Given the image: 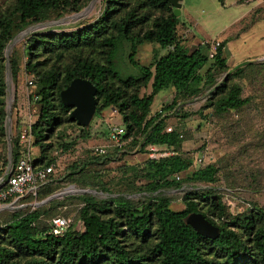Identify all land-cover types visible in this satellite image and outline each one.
I'll return each instance as SVG.
<instances>
[{"label": "rangeland", "instance_id": "1", "mask_svg": "<svg viewBox=\"0 0 264 264\" xmlns=\"http://www.w3.org/2000/svg\"><path fill=\"white\" fill-rule=\"evenodd\" d=\"M66 1L73 4L71 9L43 11L37 20L28 21L20 31L12 34L0 49V77L3 84V94L0 96L2 164L5 158L10 161L12 142H18L22 133L31 136L29 144L26 143V152L33 159L39 156L31 130L38 113L37 102L33 100L37 83H34V74L29 71L28 65H33L36 73L48 70L57 72L58 85L65 69L77 60L105 63L106 47L101 39L113 33L108 22L107 27L92 37L89 45L65 48L56 39L58 33L77 30L96 21L103 13L105 0ZM118 1L121 3L119 10L108 20L117 19L129 9L147 15V20L136 26L134 31L149 26L159 13L146 0ZM14 4L15 0H0V20H16ZM176 17V35L184 41L183 46L187 49L205 41H226L223 47L225 69L213 71L215 81L219 82L226 73L242 67L240 75L227 79L220 94H211V85L195 96H178L173 106L162 112L161 116L166 129H176L180 134L181 143L175 153H181L191 160L188 169L180 173L179 177L184 178L192 170L211 164L216 170L215 180H184L178 187H162L151 192L144 188L146 180L140 177L139 168L145 159L150 158V153L156 156L171 154L173 148L152 144L140 148L142 140L137 134H132L119 145L109 141L107 133L112 126L124 128L122 116L114 106L106 107L99 115L91 117L84 127L89 132L86 139L78 137L81 126L69 118L70 109L63 112L56 108L59 120L44 139L48 145L45 152L52 159L56 170L54 182L45 186L50 192L45 195L36 193L33 198H20L13 207L0 210V227L11 220L13 213H22L38 206L41 211H45L39 221L41 227L48 225L49 218L60 215L69 219L71 230H81L78 218L81 196L89 195L94 200L108 201L123 197L135 206L162 196L169 199L170 209L180 210L184 207L183 194L190 193L196 202L197 211L215 222L220 214L224 220L230 221L235 216L252 213L250 236L243 235L238 227H232L250 249V258L238 259L234 264H264L252 239L258 230L264 236V216L253 208L264 209V0H181ZM39 41H43V44ZM155 45L150 42L139 44L135 53L137 62L148 65L161 54L163 50L154 48ZM127 53L128 43L121 41L114 56L115 69L121 76H135L137 70L128 64ZM11 60L15 61L18 69L13 80L9 64ZM230 83L240 87V96L248 97V102L238 109L215 113L213 102L223 95ZM148 92L149 85L137 90L138 96ZM52 93L55 101L57 92L53 89ZM172 98L171 88L157 92L147 116L158 112L161 106L168 105ZM71 140L74 144L66 151L61 150L60 144ZM93 147H102L105 158L100 163H87L80 171L70 173L72 165L86 162L87 154ZM150 147L155 150H150ZM53 193L60 194L42 202ZM211 195L219 197L223 206L221 213L214 207ZM153 237L152 232L143 239L128 235L123 238L126 247L141 255L142 260L138 264H158V258L148 251ZM0 244L13 251L18 263L30 259V255L14 247L1 231ZM200 252L211 264H230L209 241L201 242Z\"/></svg>", "mask_w": 264, "mask_h": 264}, {"label": "trees", "instance_id": "2", "mask_svg": "<svg viewBox=\"0 0 264 264\" xmlns=\"http://www.w3.org/2000/svg\"><path fill=\"white\" fill-rule=\"evenodd\" d=\"M146 3L158 9L159 13L153 17L149 26L141 30L134 31V28L147 20L146 14L137 13L136 9H129L117 19L108 20L119 10L121 3L118 0H105L102 15L92 24L67 33L56 34L57 41L65 48L79 44L89 45L92 37L110 24L113 33L101 39L106 47L105 63L77 60L65 69L58 85L57 72L48 70L36 73L34 66L28 65L29 71L34 74V83H37V90L33 95L36 96L38 113L31 130L35 137L34 145L39 149V156L32 159L33 165L40 167L53 163L45 152L48 145L44 143V139L49 129L59 120L56 108L63 112H68L70 109L61 104L58 93L71 79L81 77L90 80L96 87L95 99L97 101L99 98V102L98 104L96 102L93 116L99 115L109 106L116 107L121 114L125 131L122 139L137 134L142 140L140 148L147 144L173 148L171 154L144 160L139 170L140 177L146 180L145 189L154 192L162 187H178L184 180L205 182L215 180L216 170L211 164L192 170L184 178H174L175 174L179 176L188 169L191 160L181 153H175V149L181 143L180 134L176 129L165 130L161 116L162 112L173 106L178 96H195L204 87L211 85L213 86L211 94H220L226 86L227 79L240 75L242 67L226 73L219 82L215 81L213 71L225 69L223 47L226 41L219 42L211 58L207 57L208 42L187 49L176 35L178 17L173 15L169 3L166 0H146ZM72 6L73 4L66 0H15L13 12L16 20H0V49L12 34L20 31L28 21L37 20L43 11L56 8L65 11ZM121 41L128 43L126 60L130 66L136 68L135 76H121L115 69L114 56ZM39 42L43 44V41ZM143 42L157 44V48L164 49V53L154 57L148 65H141L135 59V53L137 46ZM9 64L13 80L18 69L15 61L11 60ZM203 68L204 71L201 72ZM146 85H149V92L138 96L137 90ZM168 88L173 90L172 101L168 105L161 106L158 112L147 116L154 95ZM53 89L57 92L55 101L52 97ZM2 94L3 84L0 77V96ZM247 102L248 97L240 96V87L230 83L223 95L213 102L214 112L219 114L229 109H238ZM78 137L86 139L89 137V132L86 128L80 127ZM73 144L74 141L71 140L60 144V148L66 151ZM10 152L12 166L21 155L16 140L12 142ZM104 158V154L93 155L89 151L86 162L77 166L72 165L70 173L80 171L87 163H100ZM7 164V158L3 164L0 163V177ZM55 173L54 169L50 179L40 185L34 194L26 193L20 198H33L36 193L44 195L49 193V189L45 186L54 182ZM213 196L215 195L210 196L211 201L221 213L223 206L219 197L215 196L217 200H214ZM80 200L82 204L78 210V218L82 229L71 230L70 223L59 237L48 233V225L42 227L39 225L45 211H41L38 206L22 213H13L11 220L0 227V231L14 247L30 255V259L18 263L13 251L0 244V264H48L47 262H51L50 264H138L142 260L141 255L126 247L123 238L128 235L143 239L152 232L154 241L148 251L158 258V264H211L201 255L200 245L203 241H209L223 253L227 263L234 264L238 259L250 258L248 245L232 227H238L243 235L250 236L253 227L252 213L235 216L230 221L224 220L220 214L216 222L203 215L219 230L216 238L209 239L197 234L183 220L189 212L197 211L196 202L190 193L183 194L184 207L180 210L170 209L169 199L162 196L153 197L149 202H142L137 206L123 197L108 201L94 200L86 195L81 196ZM253 208L264 216L263 208L256 206ZM252 239L257 254L264 262V236L261 231L255 232Z\"/></svg>", "mask_w": 264, "mask_h": 264}, {"label": "built area", "instance_id": "3", "mask_svg": "<svg viewBox=\"0 0 264 264\" xmlns=\"http://www.w3.org/2000/svg\"><path fill=\"white\" fill-rule=\"evenodd\" d=\"M207 57L211 58L215 47L219 44V41L213 40L208 43ZM31 83V82H30ZM36 96L33 95L35 101ZM170 130V128H165ZM125 133L124 128L118 126H112L107 133L108 140L116 145L125 139H122ZM31 136L26 133H22L18 140V146L21 151V155L17 161L11 166V162L8 161L4 173L0 177V210L13 207V204L24 194H34L36 189L46 183L50 179V175L54 173V164L48 163L44 166L33 165L32 157L26 152V143L29 144ZM25 143V144H24ZM150 150H155L150 147ZM105 151L102 147H93L90 150V154L102 155ZM166 155V153L155 155L149 154L150 158H157ZM199 161V159L197 160ZM178 174L174 175L177 179ZM70 221L68 218H64L60 215H55L48 220V233L53 236H62L65 230L68 228Z\"/></svg>", "mask_w": 264, "mask_h": 264}, {"label": "water", "instance_id": "4", "mask_svg": "<svg viewBox=\"0 0 264 264\" xmlns=\"http://www.w3.org/2000/svg\"><path fill=\"white\" fill-rule=\"evenodd\" d=\"M172 7V13L177 16L181 0H166ZM9 46V45H8ZM96 87L86 78L75 77L59 91V100L62 105L69 107V118L73 119L81 127H86L93 116L96 99ZM9 140V137H7ZM60 193H53L42 202L56 197ZM215 200V196H213ZM184 222L188 224L197 234L209 239H214L218 235V227L208 221L202 213L198 211L189 212L184 217Z\"/></svg>", "mask_w": 264, "mask_h": 264}, {"label": "crops", "instance_id": "5", "mask_svg": "<svg viewBox=\"0 0 264 264\" xmlns=\"http://www.w3.org/2000/svg\"><path fill=\"white\" fill-rule=\"evenodd\" d=\"M205 42H206V41H205ZM154 44H155V43H154ZM181 44H184V41H183V40H181ZM198 44H200V43H198ZM198 44H197V45H198ZM197 45H196V46H197ZM194 47H195V46H194ZM154 48H157V44L155 45ZM161 50H163V52L161 53V54H163V53H164V49H161ZM161 54H159V55H161Z\"/></svg>", "mask_w": 264, "mask_h": 264}, {"label": "bare ground", "instance_id": "6", "mask_svg": "<svg viewBox=\"0 0 264 264\" xmlns=\"http://www.w3.org/2000/svg\"><path fill=\"white\" fill-rule=\"evenodd\" d=\"M92 8V7H91Z\"/></svg>", "mask_w": 264, "mask_h": 264}]
</instances>
